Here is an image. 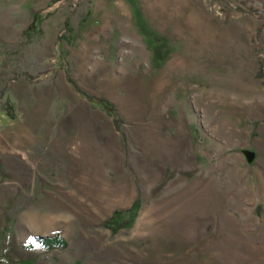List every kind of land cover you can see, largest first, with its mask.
<instances>
[{"label":"rangeland","instance_id":"obj_1","mask_svg":"<svg viewBox=\"0 0 264 264\" xmlns=\"http://www.w3.org/2000/svg\"><path fill=\"white\" fill-rule=\"evenodd\" d=\"M11 1L0 264H264V0Z\"/></svg>","mask_w":264,"mask_h":264},{"label":"crops","instance_id":"obj_2","mask_svg":"<svg viewBox=\"0 0 264 264\" xmlns=\"http://www.w3.org/2000/svg\"><path fill=\"white\" fill-rule=\"evenodd\" d=\"M19 4V11H20V8L22 6H25V7H30L32 9H37V8H42L43 6H45L50 0H17ZM4 4H5V7L6 9L8 8L9 12V16L11 17L12 16V8L10 7L11 5V0H3ZM10 8V9H9ZM5 9V8H4ZM5 15H7L5 13ZM4 25V26H2ZM19 25L18 27L16 26V24H14L13 22H9V23H5V24H0V38H4L5 41H7V38L10 37L11 33L12 32H21L24 28V26L20 23V24H17ZM42 30V29H40ZM0 39V41H2ZM5 45L7 46L8 44L5 43ZM17 86H15L12 90V92L14 94H16V97H15V106H16V102L18 101V105H21V102L20 100L22 99L21 96L23 97L24 94H26V91L31 88L32 84L30 83H27L26 81H19ZM19 94V95H18ZM18 99V100H17ZM47 100V99H46ZM35 101V102H34ZM33 102L35 103H29V104H24L22 105V107H17L18 108V112L19 110L21 111V109H23V107H29V111H31V108L30 107H37L36 105V97H34L33 99Z\"/></svg>","mask_w":264,"mask_h":264},{"label":"trees","instance_id":"obj_3","mask_svg":"<svg viewBox=\"0 0 264 264\" xmlns=\"http://www.w3.org/2000/svg\"><path fill=\"white\" fill-rule=\"evenodd\" d=\"M60 0H51V3H57L59 2ZM50 6V5H49ZM48 6V7H49ZM43 19V16L41 15L40 12H36L34 13L33 15V19H32V23L31 25L27 28V30H31L33 28H35ZM8 104V103H7ZM101 107L106 111L108 112L109 114H111L113 116V118L115 120H118V114L117 112L115 111L114 107H112L107 101H102L101 102ZM9 106V104H8ZM6 107V108H5ZM4 107V111L5 113L10 116V117H13V115L10 113V109L11 107H7L5 106ZM126 212H131V211H134V204H132L131 208L128 209V210H125ZM124 211H121V210H117L113 213V215L106 221L105 225L107 227H109L113 232L117 231L118 229L120 228H123L125 226H127V224H129L128 221L124 222V223H120L119 222V218L123 215ZM134 217L133 213H132V216L130 217V220H132ZM57 241L63 243V241L61 239H59L58 237H54V238H49V237H45L43 238V242L45 244H49V245H52L54 243H56Z\"/></svg>","mask_w":264,"mask_h":264}]
</instances>
